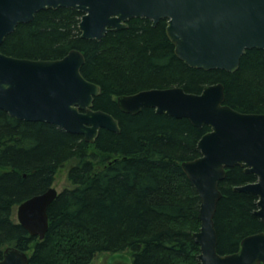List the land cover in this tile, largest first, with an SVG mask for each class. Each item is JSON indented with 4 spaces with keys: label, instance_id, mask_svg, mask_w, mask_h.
Listing matches in <instances>:
<instances>
[{
    "label": "trees",
    "instance_id": "16d2710c",
    "mask_svg": "<svg viewBox=\"0 0 264 264\" xmlns=\"http://www.w3.org/2000/svg\"><path fill=\"white\" fill-rule=\"evenodd\" d=\"M77 8L38 11L20 23L0 50L11 56L56 59L72 48L86 57L83 75L99 84L94 107L120 121V132L101 129L94 143L44 121L17 119L0 109V259L7 246L29 255L28 264H107L101 253L126 252L135 264H197L201 199L182 163L200 156L199 139L210 128L145 107L123 112L117 98L150 88L181 86L200 93L222 82L225 103L264 113V49H250L235 72L187 65L175 53L166 19L156 25L133 17L128 27L101 40L82 38ZM69 187L50 204L44 239L13 219V207L50 188L67 161ZM257 177L236 165L220 181L214 221L218 252H237L244 237L264 231L255 214L258 197L236 186ZM31 250V253L29 251Z\"/></svg>",
    "mask_w": 264,
    "mask_h": 264
},
{
    "label": "water",
    "instance_id": "95a60500",
    "mask_svg": "<svg viewBox=\"0 0 264 264\" xmlns=\"http://www.w3.org/2000/svg\"><path fill=\"white\" fill-rule=\"evenodd\" d=\"M72 7L83 13L82 38L101 40L111 29L128 27L133 17H147L156 25L166 19V32L176 55L187 65L205 70L235 72L250 49H264V0H0V47L20 23L30 22L42 9ZM85 54L72 48L56 59L19 58L0 50V109L25 121H44L83 135L94 143L101 129L120 132V121L96 109L99 84L82 73ZM123 112L137 114L145 107L176 118H187L210 130L198 141L199 157L182 168L201 199L200 230L193 238L200 246L197 264H264V231L243 238L237 252H218L215 213L222 197L219 183L236 165L257 177L236 186L258 197L255 214L264 223V113H247L225 103L222 82L200 93L181 86L150 88L120 95ZM59 192L55 187L18 205V222L44 239L48 209ZM29 255L7 246L0 264H28ZM107 264H135L126 252H115Z\"/></svg>",
    "mask_w": 264,
    "mask_h": 264
},
{
    "label": "rangeland",
    "instance_id": "374dc122",
    "mask_svg": "<svg viewBox=\"0 0 264 264\" xmlns=\"http://www.w3.org/2000/svg\"><path fill=\"white\" fill-rule=\"evenodd\" d=\"M76 163L75 161L71 160V161H67L63 167H61L56 176H55V181L53 183V187H55L58 192H61L64 188L66 187H69L70 184L67 180V173H68V170L71 166H73V164ZM13 219L17 220L18 221V205H15L13 207ZM29 253H31V250L29 251ZM109 256L108 253H101L97 256L96 258V262H102V261H106L105 259H107Z\"/></svg>",
    "mask_w": 264,
    "mask_h": 264
}]
</instances>
